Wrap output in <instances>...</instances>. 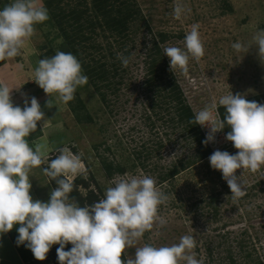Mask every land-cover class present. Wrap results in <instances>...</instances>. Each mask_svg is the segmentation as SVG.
<instances>
[{"label": "rangeland", "instance_id": "obj_1", "mask_svg": "<svg viewBox=\"0 0 264 264\" xmlns=\"http://www.w3.org/2000/svg\"><path fill=\"white\" fill-rule=\"evenodd\" d=\"M45 1L40 0L44 7ZM67 1L69 6L76 4V0ZM11 2L4 3L2 9ZM133 2L150 31L143 22L136 21L131 25L129 31L133 33L128 40L119 45L115 41L110 42L112 51H117L116 58L118 53L129 50V64L127 67L121 65L118 76L110 80L115 83L121 80L117 91L112 93L101 87L102 92H107L106 102H102L88 80L86 85L77 87V96L92 116V123H77L65 104V131L58 128L56 133H47L30 146L34 148L35 143H46L52 147L61 145L81 155L87 169V178L83 175L81 178L95 190L98 200L104 198L106 189L114 186V181L126 174H143L156 180L157 188L168 196L158 211L167 223L163 228L154 225L153 230L145 232L135 246L126 248L124 260L134 256L135 247L144 244L170 246L178 243L181 236L192 235L196 240L193 251L202 264H227L229 256L236 264H252L256 259L264 264V189L259 194L249 191L233 203L222 173L211 168L209 156L201 161L196 159L197 144L191 142L180 124L176 123L173 104H168L164 98L168 92L164 82L157 80L150 86L151 91L143 88L147 71L145 52L151 47V40L157 38L159 32H164L170 38L161 45L162 49L170 46L183 48L181 42L185 34L192 24H199L205 55L198 62L190 59L187 73L172 72L168 68L173 79L176 77L182 83L187 104L193 106L196 113L229 91L245 98L259 96L264 99V59L258 57L253 40L258 31L264 30V0H181L190 11H185L179 20L172 15L176 0ZM224 2L230 5V11L224 9ZM34 27L35 34L27 46H30L28 50H35L39 60L43 55L44 59L61 51L63 40L55 26H49L45 21ZM98 34L94 44L99 43L102 48L91 50L89 56L100 64L109 65L115 61L104 47L105 39ZM236 42L244 45L245 50L236 52L232 48ZM26 53L20 52L19 55L27 60ZM90 57H85V61L91 60ZM165 58L169 67V58L166 55ZM100 84L104 86L105 82L100 81ZM158 141H161V147H158ZM47 154L46 163L33 168L29 177L40 176L50 187L43 169L59 153L54 150ZM103 161L119 164L125 171L107 177ZM174 166L178 173L161 181L160 178ZM34 185L40 193V180H36ZM78 190L85 194L82 186ZM49 194L39 195L47 202ZM212 196L217 198L213 202L217 213H213L212 206L208 205ZM0 238L8 241L5 234H0ZM37 264L52 262L45 259Z\"/></svg>", "mask_w": 264, "mask_h": 264}, {"label": "clouds", "instance_id": "obj_2", "mask_svg": "<svg viewBox=\"0 0 264 264\" xmlns=\"http://www.w3.org/2000/svg\"><path fill=\"white\" fill-rule=\"evenodd\" d=\"M185 11L190 9L176 0L174 18L181 19ZM48 19V10L40 0H12L5 5L0 10V61L18 56L35 34L34 26ZM253 40L258 57L264 59V30L258 31ZM181 43L183 48L161 47V52L167 68L187 73L190 59L198 62L205 55L199 24L191 25ZM232 48L236 52L245 50L240 42L233 43ZM165 55L169 58V67ZM117 59L127 67L130 57L118 53ZM37 65L32 80L48 97L55 95L61 103L72 101L77 87L88 82V77L82 74L81 63L70 52L58 50L53 56L40 59ZM175 83L181 90L176 77ZM13 88L0 82V234L16 226L17 246L23 244L39 261L45 260L52 245L58 244L59 264H202L193 251L196 240L192 235H183L178 243L170 246L135 247L134 256L122 260L125 249L135 246L145 232L153 230L154 225L163 228L167 223L158 211L168 196L157 188L151 176L126 174L106 189L104 198L92 205L80 206L69 194L77 177L87 178V169L81 155L65 146L57 149L59 154L43 169L49 182L54 181L56 185L48 201L33 200L29 173L46 163L49 149L46 143H35L33 148L26 138L37 130L38 121H43V128L51 127V121L45 119L35 97L31 98L30 106L25 100L23 109L13 106L10 95ZM46 107H53L50 99ZM221 107L225 109L223 118ZM192 112L194 118L189 123L209 130L202 141L206 146L214 141L215 133L226 126L230 128L225 139L237 152L215 150L208 159L211 168L222 173L231 199L237 203L246 194L237 170L264 175L261 171L264 169V104L229 91L218 101ZM69 243L72 247L65 251Z\"/></svg>", "mask_w": 264, "mask_h": 264}, {"label": "trees", "instance_id": "obj_3", "mask_svg": "<svg viewBox=\"0 0 264 264\" xmlns=\"http://www.w3.org/2000/svg\"><path fill=\"white\" fill-rule=\"evenodd\" d=\"M8 0H0V10L2 6ZM134 0H90L89 3L86 0H76V4L72 7L69 6L67 0H46L44 2L45 7L48 10L49 19L47 20L49 26H55L59 38L63 40L61 51L70 52L77 57L82 65V73L88 77L91 85L95 88L100 96L102 102H106L107 92H102V88H106V91L110 90L112 93L117 91V84L121 83V80L117 83L111 82V77H117L118 71L121 67V61L116 58V52L112 51L111 41H115L117 45L123 44L125 40L129 39V36L133 33L129 31L132 24L136 21L143 22V26L149 30V26L146 23L144 17L140 14L139 9L135 6ZM62 4V6H61ZM224 9L230 11V5L224 2ZM98 31V32H97ZM100 33L106 44L104 45L109 50V56L115 61L109 63H99L98 60H94L89 56L92 54L91 50H99L102 48L100 45H95V36H99ZM157 38L151 40V47L145 52V64L146 76L143 83V88L146 91H151L154 83L159 80L164 82V87L168 89L164 98L168 104H173L174 115L176 123L180 124V128L185 131L190 141L197 144L196 159L204 160L210 154L208 147L202 143L204 141L203 134L201 133L198 124H191L189 121L194 118V114L183 98L182 91L172 77V72L168 71L166 67L162 52L161 45L167 41L170 36L164 32H159ZM113 39V40H110ZM121 49V48H119ZM124 56H129V50L124 51ZM44 55L41 57L43 59ZM85 57H90L91 60L85 61ZM162 76L165 77L164 80ZM100 81L105 82L102 86ZM160 83V84H161ZM113 85V87H112ZM112 87V88H111ZM111 88V89H110ZM150 88V89H149ZM75 98L67 103V106L72 113L77 123H92V116L87 113L86 107L83 101L77 96V89L74 94ZM248 101H256L259 104H264V99L259 96L245 98ZM221 118H223L225 109H219ZM227 134L230 128L227 126L223 129ZM41 135L40 129L37 125V130L28 137L30 140L37 138ZM161 141H158V147H161ZM54 158V157H53ZM191 163V162H190ZM189 164V163H188ZM105 175L111 177L113 173H123L125 168L119 164H113L112 162L106 163L103 161ZM181 168H184L183 164H180ZM45 168V167H44ZM178 173L176 166L172 167L166 176L161 177V181L167 178H172ZM47 177V176H46ZM48 181L49 178L47 177ZM52 188H54L55 182H49ZM96 185V183H95ZM85 190V194L81 193L78 188L81 187ZM226 187V186H225ZM227 188V187H226ZM88 190V191H87ZM70 199L75 198L80 206L92 205L94 202H98V195L95 190L90 189L89 185L81 178L77 177L74 180V190L69 194ZM208 205L212 206L213 213H217L216 205L213 202L217 201V198L212 196L208 199ZM8 239L16 250L18 256L25 264H37L39 260H36L32 255L30 249L26 248L23 244L17 246L16 238L18 232L16 226L11 231L6 233ZM59 245L52 246L47 253V258L52 264H59L56 256V249ZM72 245L66 244L65 251L70 250ZM250 257L249 254L247 256ZM123 260V255H122ZM227 264H236L230 256L228 257ZM249 264V263H248ZM252 264H263L260 260L256 259Z\"/></svg>", "mask_w": 264, "mask_h": 264}, {"label": "crops", "instance_id": "obj_4", "mask_svg": "<svg viewBox=\"0 0 264 264\" xmlns=\"http://www.w3.org/2000/svg\"><path fill=\"white\" fill-rule=\"evenodd\" d=\"M27 45L20 51L21 53H26L27 51V60L22 58L21 55H18L14 58L0 61V82L7 83L10 87H14L10 93L13 106H19L23 109L24 101L28 100L30 106L31 98L35 97L41 106V110L44 112L45 119H50L51 121V127L47 128H43V121L37 122L41 135L32 140L27 137L26 139L30 145V143H33L35 140H41L47 133H56L58 128L63 129V124L66 123V118L64 120V112L66 111V107L64 103H61L56 99L55 95L48 97L44 91L32 80L34 78V69L38 66L37 62L39 61V57L36 56L35 50H28L30 46ZM23 59L26 60V63L23 62ZM49 99L53 104V107L51 108L46 107V103ZM52 146L53 145L50 146L48 144L49 152H53L54 150L57 151V149L62 147L61 145L56 147ZM53 148L54 150H52ZM38 179L41 182L39 188L40 193L37 192L34 185V182ZM46 181H48L47 177ZM30 183L32 185L30 189V195L32 196L33 200H40L41 202H44V200L40 198V195H43L44 192H46L48 195L53 189L51 185L49 187L48 184L44 183L40 176H37L34 179L30 178ZM1 239L2 238H0V264H25L18 256L10 240L7 239L8 241H2Z\"/></svg>", "mask_w": 264, "mask_h": 264}, {"label": "built area", "instance_id": "obj_5", "mask_svg": "<svg viewBox=\"0 0 264 264\" xmlns=\"http://www.w3.org/2000/svg\"><path fill=\"white\" fill-rule=\"evenodd\" d=\"M178 84L181 88L183 96L186 98V94L183 90L182 83L178 81ZM190 107L192 108L193 106L190 105ZM192 110L194 111V109H192ZM194 113H195V111H194ZM198 126H199L201 133L203 134L204 139H206V134L209 131L208 128L207 127H201L200 125H198ZM225 136H226V133L224 132V130L215 133L214 141L209 142L207 144V147L210 151L209 156L215 150L227 151L230 154H235L237 152V150L233 147L232 143L225 139ZM261 171H264V169H262ZM236 175L240 176V179L244 182L246 194L249 191H254V193L259 194V193H261V190L264 189V175H261L260 172L253 174V173L248 172L247 170L242 172V170L238 169L236 172ZM223 181L226 183L225 180H223Z\"/></svg>", "mask_w": 264, "mask_h": 264}]
</instances>
